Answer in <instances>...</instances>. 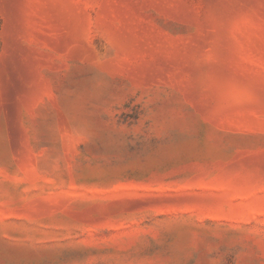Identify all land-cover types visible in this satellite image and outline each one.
Instances as JSON below:
<instances>
[{
	"label": "rangeland",
	"instance_id": "374dc122",
	"mask_svg": "<svg viewBox=\"0 0 264 264\" xmlns=\"http://www.w3.org/2000/svg\"><path fill=\"white\" fill-rule=\"evenodd\" d=\"M0 264H264V0H0Z\"/></svg>",
	"mask_w": 264,
	"mask_h": 264
}]
</instances>
